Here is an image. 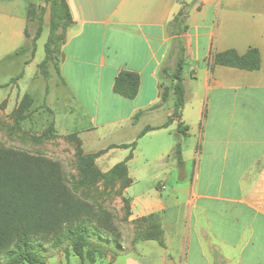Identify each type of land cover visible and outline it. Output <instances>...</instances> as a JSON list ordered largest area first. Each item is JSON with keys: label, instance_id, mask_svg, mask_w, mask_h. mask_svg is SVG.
Listing matches in <instances>:
<instances>
[{"label": "crops", "instance_id": "obj_1", "mask_svg": "<svg viewBox=\"0 0 264 264\" xmlns=\"http://www.w3.org/2000/svg\"><path fill=\"white\" fill-rule=\"evenodd\" d=\"M66 2L73 24L59 70L90 117L79 133L83 148L100 154L103 173L132 155L131 183L123 191L129 223L159 215L164 232L166 247L140 241L110 256V264L121 257L125 264H264V0ZM31 5L45 2L0 0V72L17 57L6 58L32 45L33 36H26L35 23L29 21ZM184 7L188 30L178 36L170 25ZM180 39L185 106L166 126L175 95L161 104L162 70ZM250 49L260 53L258 70L212 68L215 54L235 50L243 56ZM123 71L140 76L135 99L114 92ZM7 99L13 103L12 94ZM179 124L188 130L178 134Z\"/></svg>", "mask_w": 264, "mask_h": 264}, {"label": "trees", "instance_id": "obj_2", "mask_svg": "<svg viewBox=\"0 0 264 264\" xmlns=\"http://www.w3.org/2000/svg\"><path fill=\"white\" fill-rule=\"evenodd\" d=\"M44 2L45 6H30L29 21L38 22L32 45H25L13 56L6 58V61L27 51H31L32 56H35L37 41L44 31V15L49 5L50 36L45 45L46 58L40 66L44 67L52 61L60 76L57 55H62V48L67 40V32L73 24V18L66 0H44ZM187 18L188 9L184 7L172 21L170 26L177 31L178 36L187 32ZM26 36L31 38L28 30ZM217 65L250 71L258 70L261 66L260 53L257 49H250L241 56L235 50H228L213 56L212 68ZM184 69L185 48L180 39L179 60L175 71L171 74L168 69L162 70L164 78L171 76L175 95L174 113L166 126L171 124L173 119L181 117L185 106ZM21 77L23 74H20L18 79ZM140 83L138 74L123 71L115 80L114 92L126 99H135L140 90ZM3 87L0 83V88ZM170 94L169 90L163 91L161 104L169 100ZM31 103V97L26 95L16 117L18 129L29 118V114L25 111L30 108ZM187 130L188 127L178 125V134H183ZM148 131L150 128H147L143 135ZM181 153L182 146L178 143L175 155L179 161L182 160ZM77 155L83 173L82 185L91 183L94 185L100 180L112 183L122 181L124 188L130 185L127 161L132 155L107 173H102L96 168L95 161L100 154L85 155L79 150ZM94 216L92 208L82 203L67 186L60 163L0 146V256L8 257L7 264H45L43 248L37 243L38 240L49 241V239L58 245L70 240L73 254L82 261L96 263L98 257L93 251L88 250L92 237L97 232L90 225V219ZM95 217L99 218L100 228L108 231L112 229L107 219L108 214ZM135 225L140 227L145 225V230H140L143 234H140L139 240L134 244L140 241H158L160 245L166 247L159 215L137 220ZM97 235L100 237V234Z\"/></svg>", "mask_w": 264, "mask_h": 264}, {"label": "rangeland", "instance_id": "obj_3", "mask_svg": "<svg viewBox=\"0 0 264 264\" xmlns=\"http://www.w3.org/2000/svg\"><path fill=\"white\" fill-rule=\"evenodd\" d=\"M50 22L51 10L48 5L44 15V31L37 42L38 51L33 62L25 65L32 55L27 52L17 56L13 63L0 72L3 85L12 83L10 87L0 88V146L60 163L66 184L75 196L91 207L95 216L108 214L107 219L112 228L110 231L100 228L98 217L90 219L91 227L97 232L92 237L88 250L98 257L95 264H110V256L115 257L119 250L130 249L134 242L139 240L140 234H143L140 230H145V225L140 227L135 225V222L133 226L129 223L130 202L124 197L123 191L126 187L124 188L122 181L112 183L100 180L94 185L81 183L83 173L77 153L82 150L85 155L90 154L85 152L79 133L90 126V117L72 98L54 63L51 61L44 67L40 66L46 58L45 45L50 36ZM37 28L38 22L30 26V36H35ZM58 34L60 35V32ZM57 57L59 63L61 54ZM178 60L179 50L174 48L170 63L165 69L173 74ZM20 74H23V77L18 79ZM164 79V91L174 92L171 76ZM10 94L14 98L11 104L7 99ZM26 95L32 99V105L25 111L29 118L18 129L16 117ZM95 165L102 172L96 161ZM101 211L104 213H100ZM97 234H100V237ZM37 244L43 248L45 264H94L88 260L82 261L73 254L70 240L60 245L52 239L38 240ZM124 262L125 258L121 257L117 264H125ZM7 263L8 257L0 256V264Z\"/></svg>", "mask_w": 264, "mask_h": 264}]
</instances>
